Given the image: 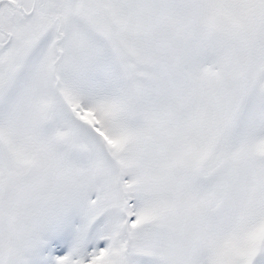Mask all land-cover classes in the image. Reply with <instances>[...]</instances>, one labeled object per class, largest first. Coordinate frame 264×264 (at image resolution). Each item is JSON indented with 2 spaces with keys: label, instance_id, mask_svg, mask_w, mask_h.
<instances>
[{
  "label": "snow or ice",
  "instance_id": "obj_1",
  "mask_svg": "<svg viewBox=\"0 0 264 264\" xmlns=\"http://www.w3.org/2000/svg\"><path fill=\"white\" fill-rule=\"evenodd\" d=\"M0 264H264V0H0Z\"/></svg>",
  "mask_w": 264,
  "mask_h": 264
}]
</instances>
